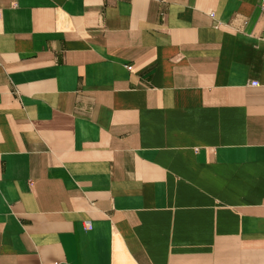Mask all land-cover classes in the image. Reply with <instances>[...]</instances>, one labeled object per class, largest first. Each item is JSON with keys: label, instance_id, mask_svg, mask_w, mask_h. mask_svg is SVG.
I'll return each instance as SVG.
<instances>
[{"label": "crops", "instance_id": "0c3cea01", "mask_svg": "<svg viewBox=\"0 0 264 264\" xmlns=\"http://www.w3.org/2000/svg\"><path fill=\"white\" fill-rule=\"evenodd\" d=\"M263 0H0V264H264Z\"/></svg>", "mask_w": 264, "mask_h": 264}, {"label": "built area", "instance_id": "2783aa9c", "mask_svg": "<svg viewBox=\"0 0 264 264\" xmlns=\"http://www.w3.org/2000/svg\"><path fill=\"white\" fill-rule=\"evenodd\" d=\"M262 8L264 9V0L262 1Z\"/></svg>", "mask_w": 264, "mask_h": 264}]
</instances>
